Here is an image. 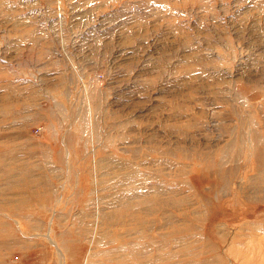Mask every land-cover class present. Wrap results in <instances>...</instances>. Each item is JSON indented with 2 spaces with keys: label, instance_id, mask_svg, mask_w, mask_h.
<instances>
[{
  "label": "rangeland",
  "instance_id": "rangeland-1",
  "mask_svg": "<svg viewBox=\"0 0 264 264\" xmlns=\"http://www.w3.org/2000/svg\"><path fill=\"white\" fill-rule=\"evenodd\" d=\"M86 255L264 264V0H0V264Z\"/></svg>",
  "mask_w": 264,
  "mask_h": 264
},
{
  "label": "bare ground",
  "instance_id": "bare-ground-1",
  "mask_svg": "<svg viewBox=\"0 0 264 264\" xmlns=\"http://www.w3.org/2000/svg\"><path fill=\"white\" fill-rule=\"evenodd\" d=\"M93 143V142H92ZM249 144V143H248ZM94 147V146H93ZM229 149H230V145H229V148H228V150L227 151H229ZM91 150H93L94 151V148L92 149L91 148ZM89 152V151H88ZM93 153V152H92ZM93 158V157H92ZM93 163H94V166L92 167V179H93V181H94V174H95V168H96V159L95 160H93ZM91 199H92V202H91V204L93 205V208L91 209V207H90V209H89V211H91V215H93V216H95V218H96V221H97V223H96V225H95V227H94V229H92V231H93V234H92V237L89 239V242H92L93 240H97L98 239V231H99V229H97L98 228V226H99V222H98V219L101 217L100 216V213L102 212V208H101V206L99 205L100 204V197H99V195L98 194H93L92 196H91ZM87 205V203L85 202V206ZM95 235V238L93 237ZM51 241H53V240H51ZM57 250V249H56ZM60 252V251H59ZM58 252V253H59ZM57 253V254H58ZM87 255H88V253H87ZM87 255L86 256H84V260H83V263L82 264H86L87 263V261H88V257H87ZM58 256V255H57Z\"/></svg>",
  "mask_w": 264,
  "mask_h": 264
}]
</instances>
